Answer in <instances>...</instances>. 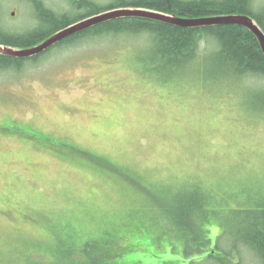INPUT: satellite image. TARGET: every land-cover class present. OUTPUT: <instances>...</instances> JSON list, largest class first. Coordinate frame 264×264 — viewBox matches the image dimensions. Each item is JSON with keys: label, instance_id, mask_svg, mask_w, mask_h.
<instances>
[{"label": "rangeland", "instance_id": "1", "mask_svg": "<svg viewBox=\"0 0 264 264\" xmlns=\"http://www.w3.org/2000/svg\"><path fill=\"white\" fill-rule=\"evenodd\" d=\"M34 1L0 0L3 27L35 29ZM81 1L43 0L72 17ZM143 39H89L0 72V264L53 260V223L93 241L97 264H209L206 252L263 264L244 237L264 222V114L226 81L147 74ZM199 204L210 213L181 215ZM205 216L213 243L186 254Z\"/></svg>", "mask_w": 264, "mask_h": 264}, {"label": "trees", "instance_id": "2", "mask_svg": "<svg viewBox=\"0 0 264 264\" xmlns=\"http://www.w3.org/2000/svg\"><path fill=\"white\" fill-rule=\"evenodd\" d=\"M253 1L117 0L109 5H101L91 0H82L78 8L85 9L86 13L72 17L66 13H57L46 7L42 1L35 0L34 5L37 9L35 29L25 32L8 30L3 27L0 14V46L14 49L34 47L53 34L81 20L118 9L153 10L186 19L249 15L264 30V8L254 10ZM135 37L144 38L142 45L139 43L141 47L136 48L135 45H132V48L137 49V58L140 60L141 56V62L146 66L147 74L165 78L170 81L169 83L174 78L179 81L192 79L204 90H210L213 86L221 85L222 82L225 84L226 81L231 84V87L234 86L232 89L236 88L240 91L243 100L245 98L249 106L256 105L257 113L264 114V52L257 37L242 26L218 25L184 28L153 19L122 17L95 25L69 37L53 48L74 46L96 38L106 42L110 40L115 43L111 45L118 48L120 47L118 44L123 43L122 41L127 42ZM202 43H207L208 47L202 48ZM45 54L29 59L0 54V72L22 69L26 62L38 63ZM169 198L170 196L167 201ZM201 208V204H199V210L185 206L184 210H181V215L198 211L203 217L206 213H210V211ZM177 221H179V225L186 226L182 219ZM206 221L210 222L211 220L205 216L200 221H194L200 239L198 240L194 236L187 238L188 241H185L186 254L191 251V248L199 251L213 243L205 232L207 230L204 226ZM53 224L58 232L55 237L63 243L59 244L56 241L53 252L49 253L52 258L54 257L53 260L47 259L48 262L42 260L44 263L35 260L33 264H97L95 263L97 261L88 255L92 250L93 241L84 242L82 240L83 243L77 235L78 231L69 224ZM259 224L254 225L244 238L247 239L246 244L258 254V258L264 264V222ZM83 246L84 252L80 254V249ZM114 253L116 255L115 249ZM206 254L205 262L209 256V264L234 263L226 260L227 256L217 257V255H210V252H206ZM101 256L106 260V263L103 261L102 264H120L117 256L116 258H111L108 254ZM155 256V254L152 255V257ZM113 260L116 262L112 263ZM123 263L139 264V261L129 263L124 259Z\"/></svg>", "mask_w": 264, "mask_h": 264}, {"label": "water", "instance_id": "3", "mask_svg": "<svg viewBox=\"0 0 264 264\" xmlns=\"http://www.w3.org/2000/svg\"><path fill=\"white\" fill-rule=\"evenodd\" d=\"M122 17H140L153 19L157 21L167 22L184 28H195V27H207V26H218V25H238L245 27L251 33H253L264 52V30L258 25L254 18L249 15H227V16H216L208 17L203 19H186L167 15L161 12L146 10V9H118L96 15L80 22H77L55 34L51 37L36 45L34 47L26 49H14L9 47L0 46V54L7 55L14 58L29 59L43 55L48 50L68 39L69 37L81 33L95 25Z\"/></svg>", "mask_w": 264, "mask_h": 264}, {"label": "bare ground", "instance_id": "4", "mask_svg": "<svg viewBox=\"0 0 264 264\" xmlns=\"http://www.w3.org/2000/svg\"><path fill=\"white\" fill-rule=\"evenodd\" d=\"M40 1H42L43 2V0H40ZM43 4H44V2H43ZM109 12V11H108ZM106 13V12H105ZM9 30V29H8ZM12 31V30H11ZM50 50H48L47 52H49ZM47 52H45V53H47ZM44 53V54H45ZM251 106V108L254 110V111H258L257 109H256V105H250Z\"/></svg>", "mask_w": 264, "mask_h": 264}]
</instances>
